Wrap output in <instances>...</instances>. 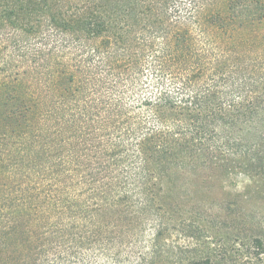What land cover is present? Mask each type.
<instances>
[{"label": "trees", "instance_id": "obj_1", "mask_svg": "<svg viewBox=\"0 0 264 264\" xmlns=\"http://www.w3.org/2000/svg\"><path fill=\"white\" fill-rule=\"evenodd\" d=\"M251 199L264 0H0V264H264Z\"/></svg>", "mask_w": 264, "mask_h": 264}, {"label": "rangeland", "instance_id": "obj_2", "mask_svg": "<svg viewBox=\"0 0 264 264\" xmlns=\"http://www.w3.org/2000/svg\"><path fill=\"white\" fill-rule=\"evenodd\" d=\"M250 182L244 178H239L236 181H233L229 187H227L226 189V193L228 200L230 202H232V204L239 202V200H241V197L238 196V194H240L241 192H243L247 186H249ZM238 206V204H237ZM236 207H231V212H229L228 216L222 215V217H224L225 219L228 220V222L226 223L224 221V225L226 226H221V225H217V224H212L209 225L207 227H205V234L208 236H213L215 238V243L217 244V246L221 245L224 246L225 248H229L231 249L232 245H234L235 243H233V238H235V235H237V225L236 223H233L232 221L236 222L238 221V218H241V214H238V208ZM263 207L264 208V202L260 201V200H255V199H251L250 203H248L247 208L248 209H257L258 207ZM248 212H246L247 214ZM247 216H251L249 214H247ZM224 219V220H225ZM223 221V220H222ZM183 234V233H182ZM203 234V233H202ZM179 238H183L182 235H179ZM228 258H235L236 254L235 253H228Z\"/></svg>", "mask_w": 264, "mask_h": 264}]
</instances>
